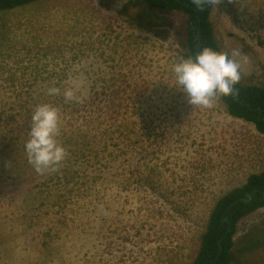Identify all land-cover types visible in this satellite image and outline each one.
Instances as JSON below:
<instances>
[{"label": "rangeland", "instance_id": "obj_1", "mask_svg": "<svg viewBox=\"0 0 264 264\" xmlns=\"http://www.w3.org/2000/svg\"><path fill=\"white\" fill-rule=\"evenodd\" d=\"M166 19L144 0L0 10V264H191L216 201L264 170V134L175 87L187 56ZM212 21L223 55L246 57L240 79L264 86V0H216ZM40 104L66 150L43 173L24 150ZM263 233L264 207L235 239ZM251 249L241 261L264 264Z\"/></svg>", "mask_w": 264, "mask_h": 264}, {"label": "trees", "instance_id": "obj_2", "mask_svg": "<svg viewBox=\"0 0 264 264\" xmlns=\"http://www.w3.org/2000/svg\"><path fill=\"white\" fill-rule=\"evenodd\" d=\"M37 1L0 0V10H13ZM144 1L150 10L166 16L167 28L175 33L187 58L194 57L204 47L223 55L212 21L216 0H203L199 7L193 0ZM218 100L225 105L231 116L253 124L258 132L264 134L263 85L246 83L240 79L232 95L220 96ZM250 197L251 200L248 199ZM263 207L264 170L249 175L245 184L233 188L216 201L191 264H244L241 261L242 253L263 246L264 233L262 237L245 234L242 243L238 244L235 239L238 224Z\"/></svg>", "mask_w": 264, "mask_h": 264}, {"label": "clouds", "instance_id": "obj_3", "mask_svg": "<svg viewBox=\"0 0 264 264\" xmlns=\"http://www.w3.org/2000/svg\"><path fill=\"white\" fill-rule=\"evenodd\" d=\"M203 0H193L199 7ZM211 2V0H208ZM246 62L239 50H233L230 56L217 54L204 47L194 57L182 59L173 66L176 84L184 92L188 103L201 110H210L220 96L233 94L234 86L241 78V66ZM49 95H56L59 89L50 87ZM66 102H83V97L76 94L72 87L63 92ZM31 125L24 150L28 162L38 173L54 171L64 160L66 150L58 143L60 118L57 108L37 105L30 116Z\"/></svg>", "mask_w": 264, "mask_h": 264}, {"label": "water", "instance_id": "obj_4", "mask_svg": "<svg viewBox=\"0 0 264 264\" xmlns=\"http://www.w3.org/2000/svg\"><path fill=\"white\" fill-rule=\"evenodd\" d=\"M249 200H251L252 199V197H250V198H248Z\"/></svg>", "mask_w": 264, "mask_h": 264}, {"label": "bare ground", "instance_id": "obj_5", "mask_svg": "<svg viewBox=\"0 0 264 264\" xmlns=\"http://www.w3.org/2000/svg\"><path fill=\"white\" fill-rule=\"evenodd\" d=\"M85 81V80H84Z\"/></svg>", "mask_w": 264, "mask_h": 264}]
</instances>
